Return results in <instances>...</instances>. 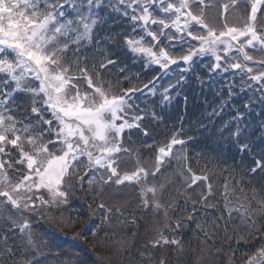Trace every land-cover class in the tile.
<instances>
[{"label":"snow or ice","instance_id":"1","mask_svg":"<svg viewBox=\"0 0 264 264\" xmlns=\"http://www.w3.org/2000/svg\"><path fill=\"white\" fill-rule=\"evenodd\" d=\"M220 9L213 0H0V264H48L58 245L35 225L52 207L71 210L81 192L92 195L89 216L99 212L97 241L114 218L131 229L143 214L156 220L141 255L182 253V230L214 209L221 215L196 227L205 240L224 228L221 264H264V0ZM229 9L243 15L230 20ZM208 147L222 192L192 167ZM174 163L170 187L149 181ZM108 190L130 196L97 202ZM234 218L243 227L229 231ZM132 246L123 239L118 251Z\"/></svg>","mask_w":264,"mask_h":264},{"label":"trees","instance_id":"2","mask_svg":"<svg viewBox=\"0 0 264 264\" xmlns=\"http://www.w3.org/2000/svg\"><path fill=\"white\" fill-rule=\"evenodd\" d=\"M213 3L220 5L222 10V5L229 3V0H213ZM250 8V5H249ZM229 12L224 13L228 16L230 20L233 19V15H243V13H234L229 15ZM259 15V13H258ZM217 16V11L209 12V19L215 22V17ZM150 78V76H145V79ZM162 81L161 83H165ZM189 95L192 93L189 90ZM207 99L211 101L213 99L211 92L205 94ZM199 103V101H197ZM178 107H172L165 113L169 119V123H175L176 114L178 113ZM203 150L207 153L206 157H196L193 154L192 167L197 172V174L203 173L208 176L213 177V185L217 191L222 192V185L220 183V176H213V172L216 171V162L213 160V153L211 148L198 149ZM149 151V150H145ZM124 167L131 170L137 163V157L132 154L129 157H125ZM150 161L145 160V164H149ZM231 163V161H230ZM246 163H251L250 159L246 160ZM177 165L174 163L173 167L164 172V174H157L156 177H149L151 183H156L160 185H165L170 187L173 181H177V177L173 174V169ZM182 181L177 182V187L180 186ZM199 183V182H198ZM199 189L196 195H199ZM129 192H113L108 190L102 195L97 196V202L103 200L104 202L112 205L117 203H123L125 198H129ZM168 194L165 193V199H168ZM219 206L223 207V199L218 197ZM92 203V195L87 196L84 193H78L72 201L73 208L69 211H64L63 215L60 216V209L52 207L49 211L52 219L40 220L39 223L35 225L36 232L41 240L49 241L54 239V244L58 245L51 246V253L48 264H76L77 261L86 260L88 264H98V258L103 257L105 264H140V261L147 258L153 259V264L157 259L163 258L168 261V264H221L222 258L227 256L229 252V246L223 243L224 228L221 227L219 230V236L215 239L205 240L203 232L196 227L197 223H207L210 222L214 216L218 217L221 215L219 211L214 209H209L208 214L205 215L200 212L197 216L196 222H190V226L182 230L180 235L177 237L183 240L182 253H178L174 250L175 246H172L173 250H169L167 246H162L159 248H152L149 246L148 256H142L141 253L145 250V242L154 234L150 229L152 228L153 222L156 220L152 216H141L138 219V224L136 227L131 229L120 225L117 219H113L111 226L105 225L107 228V235H104L103 230L97 232L99 240L94 237L91 233L92 231H97V225L99 224V212L95 216H89L88 214V204ZM135 204V200H132ZM183 204V200L180 201ZM95 208V204H93ZM191 207V205H189ZM118 215V214H117ZM226 215V213H225ZM131 218V217H129ZM222 226L224 221L219 222ZM61 224L62 226H60ZM236 225H240L241 221L235 219L228 224L229 231ZM209 231H211V225H208ZM77 233H84L87 236V240L75 239ZM136 233V235H132ZM123 239H127L130 245V249L125 252L123 250L118 251L119 242ZM224 244V245H223ZM222 246L223 251L217 252L216 248ZM232 247H237L235 240L232 241ZM228 248V249H227ZM206 255V257H204ZM241 253H236L239 257ZM202 260L197 261L196 258ZM208 258V259H207Z\"/></svg>","mask_w":264,"mask_h":264},{"label":"rangeland","instance_id":"3","mask_svg":"<svg viewBox=\"0 0 264 264\" xmlns=\"http://www.w3.org/2000/svg\"><path fill=\"white\" fill-rule=\"evenodd\" d=\"M59 225L62 226L61 224H59ZM223 245H224V244H223ZM218 247H219V246H218ZM220 247H221V246H220ZM227 249H228V248H227ZM204 257H206V255H205ZM196 259H197V261H200V260H202L203 258L201 259V257H200V258H196ZM207 259H208V258H207Z\"/></svg>","mask_w":264,"mask_h":264}]
</instances>
